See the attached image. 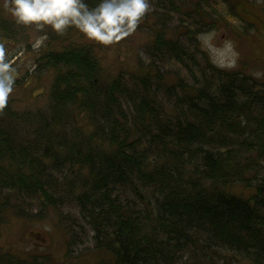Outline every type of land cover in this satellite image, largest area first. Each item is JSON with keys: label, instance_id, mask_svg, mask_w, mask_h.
Wrapping results in <instances>:
<instances>
[{"label": "trees", "instance_id": "obj_1", "mask_svg": "<svg viewBox=\"0 0 264 264\" xmlns=\"http://www.w3.org/2000/svg\"><path fill=\"white\" fill-rule=\"evenodd\" d=\"M164 5L176 27L154 30L138 74L103 79L89 46L66 45L40 57L54 71L46 112L0 99V192L47 209L66 188L97 264H264V81L199 49L207 0ZM171 63L185 78L159 69ZM0 264L31 263L0 251Z\"/></svg>", "mask_w": 264, "mask_h": 264}, {"label": "rangeland", "instance_id": "obj_2", "mask_svg": "<svg viewBox=\"0 0 264 264\" xmlns=\"http://www.w3.org/2000/svg\"><path fill=\"white\" fill-rule=\"evenodd\" d=\"M158 1L149 0L150 9L133 32L105 45L90 40L74 27L59 35L48 26L40 30L36 25L17 24L0 0V37L10 40L1 45L0 58L15 70L13 90L7 96L13 109L31 114L49 109L54 71L41 70L40 57L66 45L89 46L101 65L103 79L119 73L129 77L141 72L150 61L148 47L154 30L165 27L168 34H173L176 27L178 15L166 9L165 0ZM207 1L209 7L203 14L205 19L214 20L215 27H205L198 35L199 49L204 50L218 68L240 69L264 81V1ZM45 33L47 40L34 48L35 41ZM158 66L167 70L168 79L186 76V71L176 64H168L166 68L162 64ZM187 66L198 78L195 68ZM188 78L191 80V76ZM76 114L71 115L69 121L75 133L86 136L92 133L89 119ZM254 121L249 122V128ZM260 166L264 167V162ZM56 184L59 188L63 186L59 179ZM65 190L55 202L56 208L47 209L40 202L23 199L14 191L0 192V251L31 264H97L92 232Z\"/></svg>", "mask_w": 264, "mask_h": 264}, {"label": "clouds", "instance_id": "obj_3", "mask_svg": "<svg viewBox=\"0 0 264 264\" xmlns=\"http://www.w3.org/2000/svg\"><path fill=\"white\" fill-rule=\"evenodd\" d=\"M17 24L48 26L59 35L76 28L90 40L101 44L114 41L133 32L150 9L149 0H2ZM47 34L33 44L39 48ZM14 69L0 58V99L6 100L13 90Z\"/></svg>", "mask_w": 264, "mask_h": 264}, {"label": "flooded vegetation", "instance_id": "obj_4", "mask_svg": "<svg viewBox=\"0 0 264 264\" xmlns=\"http://www.w3.org/2000/svg\"><path fill=\"white\" fill-rule=\"evenodd\" d=\"M8 42H10V40L8 38L0 37V50L3 49V47H1V45L6 44Z\"/></svg>", "mask_w": 264, "mask_h": 264}]
</instances>
